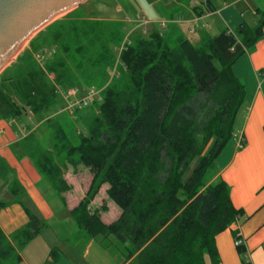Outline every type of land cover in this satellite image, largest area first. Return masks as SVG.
<instances>
[{
    "label": "trees",
    "instance_id": "trees-1",
    "mask_svg": "<svg viewBox=\"0 0 264 264\" xmlns=\"http://www.w3.org/2000/svg\"><path fill=\"white\" fill-rule=\"evenodd\" d=\"M200 1L204 11L193 8L196 16L216 11L209 0ZM84 25L71 36L82 54V37L87 39L99 24ZM263 28L264 12L255 27L242 23L237 36L227 31L203 35L196 45L182 36L171 43L155 30L134 38L119 50L117 75L97 88L101 101L86 124V136L70 137L59 123H49V150L35 146L30 151L62 202L68 192L66 165L89 171L88 194L69 216L104 250L110 249V237L123 244L122 264H219L215 238L242 216L232 207L228 186L213 181L215 161L232 139L245 103V88L232 67L263 37ZM96 34L95 62L106 71L115 63L108 46L120 40L115 27L105 37L100 31ZM45 78L46 70H23L1 81L0 118L19 121L28 112L36 118L50 112L59 87H71L62 73L54 80L57 87ZM102 186L119 211L109 226L88 209ZM22 210L27 223L11 235V243L0 231V264L46 228L23 206ZM236 252L241 264H249L242 259V246Z\"/></svg>",
    "mask_w": 264,
    "mask_h": 264
},
{
    "label": "crops",
    "instance_id": "crops-1",
    "mask_svg": "<svg viewBox=\"0 0 264 264\" xmlns=\"http://www.w3.org/2000/svg\"><path fill=\"white\" fill-rule=\"evenodd\" d=\"M243 2L245 0H237L233 5ZM259 3L264 11V0ZM233 5L198 17L192 11L194 7L189 9L179 4L189 18L178 15L174 21L179 19L182 23L171 27L170 33L179 32V36L188 40L183 32L189 37L194 36L202 28L200 23L212 17L223 27L221 32L227 31L234 36L242 23L249 28L255 27L247 25ZM199 39L193 43L188 41L196 45ZM232 74L245 88V103L235 120L232 139L215 161L213 181L228 186L232 207L241 211L242 216L215 238V247L219 264H241L234 247L236 236H239L245 251L242 259L253 264V254L257 249H264V28L263 37L234 64ZM57 96V105L64 107L63 99ZM48 130L36 117L28 114L19 121L0 118V204L5 205L0 209V231L11 243V235L27 223L22 206L46 225L30 243L16 249L6 264H122L111 251L104 250L82 230L75 234L79 237L77 241H68L69 235L65 232L61 235L63 228L68 226L70 231L73 224L66 216V207L71 211L76 202L71 199L65 202L64 195L63 202L60 200L30 155L35 146L49 150L45 140ZM240 135L244 140L242 149L237 147ZM16 257L20 259L18 263ZM206 264H210L209 261Z\"/></svg>",
    "mask_w": 264,
    "mask_h": 264
},
{
    "label": "rangeland",
    "instance_id": "rangeland-1",
    "mask_svg": "<svg viewBox=\"0 0 264 264\" xmlns=\"http://www.w3.org/2000/svg\"><path fill=\"white\" fill-rule=\"evenodd\" d=\"M236 1L237 0H210L211 4L217 10L225 5L232 7L233 3ZM146 4L151 6V10L158 15L159 19L149 20V9H146L141 4V0L86 1L77 9L57 17L47 26L36 32V34L23 45L11 62L0 72V82L9 79L18 71H37L40 69L46 70L45 80L47 83L57 87L54 82L55 78L58 74H64L67 77L68 86L71 87L69 89H62L59 87L61 93H57V95H60V99H63L64 107L56 103L54 104L53 110H50V112L45 113L43 117L37 119L40 121L41 125H44L46 131L49 123L57 122L60 124L61 128L66 130L65 132H67L70 137L75 138V134L77 133L86 136V124L96 115L98 110L97 103H90L86 108H77L78 110L76 108L69 110L68 106L83 99L87 91L93 89L100 92L97 88H100L103 84L108 85L110 83L111 79L117 75L116 71L118 68L116 63L121 47L124 44H129L136 37H146L151 29L160 32L166 40L172 43L180 33L171 34L169 29L174 25L182 23L179 19L177 21L174 20L178 15L182 17L185 15L184 17H186V19L189 18L185 11H181L182 9H180L179 4L189 9L193 7L201 9L202 7L204 11V5L200 0H146ZM233 9L237 10L243 17L242 20L249 26H256L261 19V14L264 12L262 10L263 6L259 3V0H254V2L245 0V2L238 6H234ZM254 11L257 13L255 16L252 14ZM180 12H182V15ZM170 17L172 18L169 19ZM163 22L165 23V30L161 28V23ZM84 23H95L99 25L94 26L96 30L92 32V34H89L87 39H83L82 37L81 45L85 47V52L82 54L81 52H77L74 39L71 36L75 35L72 34L74 33L73 31H78L82 27L84 28ZM200 25L202 28L200 27L198 33L191 37L183 32L184 30L182 27L177 28H179L185 37L192 43L194 41L196 42L198 38L203 35L214 37L224 30L223 27L220 26L221 24L217 22L216 18L213 17L210 19L206 18ZM205 26L207 27L206 29ZM112 27H115L118 33L117 36L120 43L117 44L116 42L109 44L108 50L112 53V58L115 63L105 71V68L103 69L101 65L95 62L99 52V45L94 39L97 37L96 33H99V31L105 37ZM98 37L102 39V37ZM68 47H70V50L66 52L65 49ZM59 65H62V71L58 68ZM52 68L55 70L54 74L47 73V70ZM101 72L104 73L103 77H101ZM70 89L76 91V95L72 98H65L63 94ZM27 114L32 116L30 112ZM50 137L51 136H48V134L45 136L48 146V138ZM42 147L45 148V145ZM58 158V161L61 163L63 156ZM211 177L212 175L209 174L208 179ZM63 179L68 187V192L63 194L65 202L69 199L76 202L71 210L73 211L87 196L92 177L85 168L79 166L74 170L70 165H66ZM106 191L107 187L102 186L97 196L89 204L88 209L90 213H97L103 225L109 226L118 219L119 211L107 200ZM67 208L68 207H66V216L70 217L69 214L71 211H68L69 209ZM60 232L61 235L65 233L69 235L68 241H77L79 237H76L75 234L80 231L72 224L70 231L67 226ZM106 245L110 247L109 251L122 262L123 256L126 255L123 244L110 237Z\"/></svg>",
    "mask_w": 264,
    "mask_h": 264
},
{
    "label": "water",
    "instance_id": "water-1",
    "mask_svg": "<svg viewBox=\"0 0 264 264\" xmlns=\"http://www.w3.org/2000/svg\"><path fill=\"white\" fill-rule=\"evenodd\" d=\"M88 0H0V72L36 32Z\"/></svg>",
    "mask_w": 264,
    "mask_h": 264
},
{
    "label": "built area",
    "instance_id": "built-area-1",
    "mask_svg": "<svg viewBox=\"0 0 264 264\" xmlns=\"http://www.w3.org/2000/svg\"><path fill=\"white\" fill-rule=\"evenodd\" d=\"M172 22H174V21H172ZM161 28L165 30V23L164 22L161 23ZM206 28L207 27L205 26V29ZM57 93H61L60 89L57 90ZM63 95L65 96V98H72L76 95V91L70 89V90H67ZM100 101H101L100 92H97V91L91 89L85 93V96L83 99L72 103L70 106H68V109L70 110L73 108H76V109L77 108L78 109L86 108L90 103H99ZM237 147H238V149H242L244 147V140H243L241 135L237 140ZM238 246H242V241L239 238V236H236V240L234 241V247L236 248ZM245 263H248V262L245 260Z\"/></svg>",
    "mask_w": 264,
    "mask_h": 264
},
{
    "label": "clouds",
    "instance_id": "clouds-1",
    "mask_svg": "<svg viewBox=\"0 0 264 264\" xmlns=\"http://www.w3.org/2000/svg\"><path fill=\"white\" fill-rule=\"evenodd\" d=\"M141 4L146 8L149 9L148 18L149 20H157L159 19L158 15L151 10V6L146 4V0H141ZM258 257L260 259H258ZM253 264H264V249H257V252L252 256Z\"/></svg>",
    "mask_w": 264,
    "mask_h": 264
}]
</instances>
